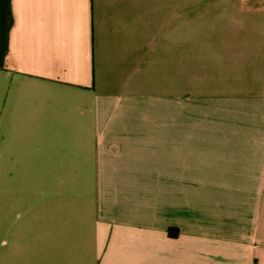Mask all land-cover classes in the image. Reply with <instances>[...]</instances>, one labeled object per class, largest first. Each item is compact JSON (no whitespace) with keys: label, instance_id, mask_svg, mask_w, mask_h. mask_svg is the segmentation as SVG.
I'll list each match as a JSON object with an SVG mask.
<instances>
[{"label":"crops","instance_id":"crops-1","mask_svg":"<svg viewBox=\"0 0 264 264\" xmlns=\"http://www.w3.org/2000/svg\"><path fill=\"white\" fill-rule=\"evenodd\" d=\"M0 264H264V0H1Z\"/></svg>","mask_w":264,"mask_h":264},{"label":"trees","instance_id":"trees-1","mask_svg":"<svg viewBox=\"0 0 264 264\" xmlns=\"http://www.w3.org/2000/svg\"><path fill=\"white\" fill-rule=\"evenodd\" d=\"M1 1V0H0ZM180 232V229L178 227H169L168 228V233L171 235V236H177Z\"/></svg>","mask_w":264,"mask_h":264}]
</instances>
